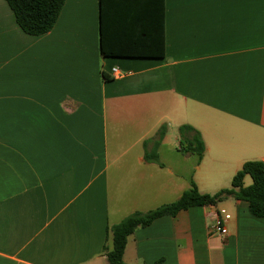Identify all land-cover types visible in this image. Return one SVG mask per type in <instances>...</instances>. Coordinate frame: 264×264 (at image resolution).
<instances>
[{
  "label": "crops",
  "instance_id": "1",
  "mask_svg": "<svg viewBox=\"0 0 264 264\" xmlns=\"http://www.w3.org/2000/svg\"><path fill=\"white\" fill-rule=\"evenodd\" d=\"M164 38L163 59L104 58L98 0H66L38 37L0 0V264H107L108 228L264 163V0H164ZM182 125L200 161L177 151ZM161 127L159 165L145 153ZM122 259L264 264V218L233 199L191 207L136 229Z\"/></svg>",
  "mask_w": 264,
  "mask_h": 264
},
{
  "label": "trees",
  "instance_id": "2",
  "mask_svg": "<svg viewBox=\"0 0 264 264\" xmlns=\"http://www.w3.org/2000/svg\"><path fill=\"white\" fill-rule=\"evenodd\" d=\"M4 1L21 31L38 37L51 31L66 0ZM98 33L99 50L104 58L163 59L164 0H98ZM165 130L161 127L156 132L153 148L145 153L146 161L159 164L156 148ZM177 142L180 154L193 155L198 161L202 159L204 143L194 128L189 125L178 127ZM246 176L251 180L247 187L243 185ZM227 199L246 202L253 217L264 218V163H244L233 176L230 187L213 195L199 193L191 182L189 189L174 202L150 211L135 212L108 228L106 241L109 239L110 247H104L107 264H123L127 239L136 229L147 227L164 216L174 217L191 207L214 206Z\"/></svg>",
  "mask_w": 264,
  "mask_h": 264
},
{
  "label": "built area",
  "instance_id": "3",
  "mask_svg": "<svg viewBox=\"0 0 264 264\" xmlns=\"http://www.w3.org/2000/svg\"><path fill=\"white\" fill-rule=\"evenodd\" d=\"M112 74H114V76H120V73H117L116 69H112ZM230 218L229 213H227L224 209H220L211 226V232L221 236L226 235L227 230L225 228V224L230 220Z\"/></svg>",
  "mask_w": 264,
  "mask_h": 264
}]
</instances>
